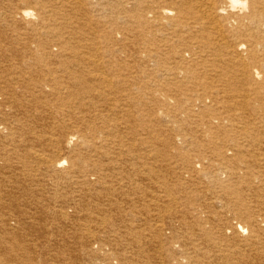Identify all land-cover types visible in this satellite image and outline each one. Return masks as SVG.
<instances>
[{
	"label": "bare ground",
	"instance_id": "obj_1",
	"mask_svg": "<svg viewBox=\"0 0 264 264\" xmlns=\"http://www.w3.org/2000/svg\"><path fill=\"white\" fill-rule=\"evenodd\" d=\"M78 261L264 264V0H0V264Z\"/></svg>",
	"mask_w": 264,
	"mask_h": 264
},
{
	"label": "rangeland",
	"instance_id": "obj_2",
	"mask_svg": "<svg viewBox=\"0 0 264 264\" xmlns=\"http://www.w3.org/2000/svg\"><path fill=\"white\" fill-rule=\"evenodd\" d=\"M78 248V251H77V256L78 257H82V258H84V256H85V254L84 255H80V254H82V252H83V247H77ZM76 264H80V261H78V262H76ZM81 264H86V263H81Z\"/></svg>",
	"mask_w": 264,
	"mask_h": 264
}]
</instances>
